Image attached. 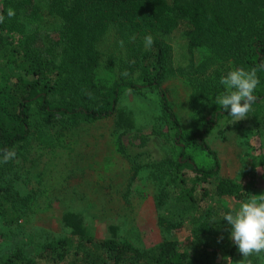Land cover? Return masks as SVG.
Segmentation results:
<instances>
[{
    "label": "trees",
    "instance_id": "1",
    "mask_svg": "<svg viewBox=\"0 0 264 264\" xmlns=\"http://www.w3.org/2000/svg\"><path fill=\"white\" fill-rule=\"evenodd\" d=\"M9 9L15 12L11 18ZM0 15L5 18L0 23V158L5 149H14L21 159L26 155L34 120L45 129L115 114L117 150L133 164L134 177L143 166L125 148L122 137L137 129L135 117L130 108L118 107V102L125 91L138 93L143 88L157 94L162 113L159 127L172 138L170 146H160L162 157L147 165L156 184V222L166 239L141 247L118 235L115 226L108 227V236L93 238L87 235L83 217L67 211L62 224L78 242L71 244L65 236L48 240L32 259L15 248L0 264H213L218 259V264H226L224 257L232 259L237 249L232 240L218 242L225 227L224 214L229 211L208 201L241 199L244 188L218 177L219 161L205 140L228 112L216 103L209 105L185 135L161 84L188 61L192 64L189 57L196 49L206 58L196 67L200 73L216 56H226L235 69L257 68L260 84L246 118L251 134L261 136L264 0H0ZM109 29L119 43L123 41L120 70L127 75L106 82L98 74L97 43ZM148 34L154 38L150 48L144 44ZM173 37L182 42L181 52L173 49ZM201 83L211 86V79L206 76ZM186 143L205 152L210 164H196ZM255 156L256 171L264 175L263 156L260 152ZM27 200L18 196L14 185L0 183V222L18 224ZM180 222L191 227L190 250L180 248L170 237ZM249 259L251 264H262L264 253Z\"/></svg>",
    "mask_w": 264,
    "mask_h": 264
},
{
    "label": "rangeland",
    "instance_id": "2",
    "mask_svg": "<svg viewBox=\"0 0 264 264\" xmlns=\"http://www.w3.org/2000/svg\"><path fill=\"white\" fill-rule=\"evenodd\" d=\"M181 43L172 38L175 51L181 52ZM97 48L101 54L100 80L107 82L113 76L122 77L120 63L124 62L125 50L112 29L100 38ZM192 52L191 67L188 61L178 74L170 75L161 84L185 135L195 128L197 117L224 90L221 77L235 69L226 56H216L213 64L200 73L196 67L205 63L206 58L198 49ZM136 75L135 72L133 78ZM206 76L211 79V86L201 83ZM118 107L130 108L135 117L137 129L127 131L122 137L125 148L131 155H137V162L143 166L134 177L133 164L117 150L115 114L90 123H61L45 129L34 120L26 155L0 163V183L14 185L20 198H28L18 224L0 222V259L15 248L32 259L40 245L62 236L69 237L71 244L78 242L62 224V215L67 211L83 217L87 235L93 238L108 236L109 226H115L118 235L141 247H150L167 238L156 222V184L154 174L147 167L164 154L160 146L168 147L172 142L171 133L159 127L162 114L159 98L147 88L138 93L127 90L120 97ZM250 126L247 118L235 121L226 113L205 135L219 161L218 177L244 188L241 199L222 197L208 201L210 205L220 204L219 209L224 212L264 194V175L255 166L257 152L262 154L264 165V133L254 136ZM186 144L196 164H210L211 159L205 152ZM230 231L231 226L225 221L222 244L229 242ZM170 237L182 249L193 248L187 222H180ZM241 259L236 249L233 264ZM218 263L219 259L213 264Z\"/></svg>",
    "mask_w": 264,
    "mask_h": 264
},
{
    "label": "clouds",
    "instance_id": "3",
    "mask_svg": "<svg viewBox=\"0 0 264 264\" xmlns=\"http://www.w3.org/2000/svg\"><path fill=\"white\" fill-rule=\"evenodd\" d=\"M14 15V10L9 9L8 17L11 18ZM4 19V16L0 15V23ZM132 39L134 40L135 37L133 36ZM153 43L154 38L151 34L144 37L146 48H150ZM120 44L123 46V41H120ZM257 71L255 67L251 70L237 68L220 79L224 90L215 97V103L227 111L235 121L245 119L256 101L254 93L260 84ZM15 157L14 149H5L0 163H8ZM224 220L231 226L230 239L242 256L237 264H251L250 257L264 253V194L240 202L238 207L225 214ZM222 239L223 237L218 238V242ZM223 259L227 260V264H233L230 257Z\"/></svg>",
    "mask_w": 264,
    "mask_h": 264
}]
</instances>
